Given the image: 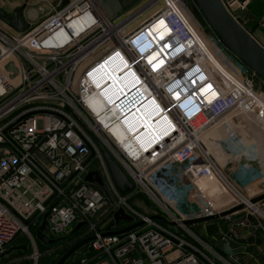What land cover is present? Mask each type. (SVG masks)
Returning a JSON list of instances; mask_svg holds the SVG:
<instances>
[{
  "label": "built area",
  "instance_id": "obj_1",
  "mask_svg": "<svg viewBox=\"0 0 264 264\" xmlns=\"http://www.w3.org/2000/svg\"><path fill=\"white\" fill-rule=\"evenodd\" d=\"M147 1L112 20L95 0H71L22 33L0 28V264L9 252L25 246L38 261L37 232L45 222L49 240L86 226L71 248L94 236L84 246L92 250L81 252L72 264H244L238 255L220 252L187 222L241 205L264 216L251 203L257 196L248 194L226 168L230 157H243L242 169L264 165V124L259 120L264 119V86L259 89L255 81L261 80L218 38H211L240 76L230 71L171 0L141 28L127 32L125 23ZM221 1L246 27L241 14L252 0ZM158 25L155 37L147 35L142 47L163 36L165 45L181 49L176 56L164 57L154 49L153 57H144L148 51L137 40ZM108 61L113 68L125 64L117 73L122 88L97 112L89 99L109 88L96 85ZM10 63L17 74L7 69ZM191 85L197 94L185 97ZM141 113L144 118L159 113L150 119L154 130L137 129ZM114 125L126 135L114 133ZM97 142L132 181L133 191L120 193ZM242 146L255 153L235 156ZM95 171L115 198L103 212L107 195L85 180ZM187 193L191 204L198 203L189 212L181 208ZM133 194L146 197L157 213L133 207ZM120 208L133 223L115 225ZM139 223L126 233L105 235ZM19 234L27 236L29 246L15 244ZM55 252L57 262L66 253Z\"/></svg>",
  "mask_w": 264,
  "mask_h": 264
},
{
  "label": "water",
  "instance_id": "obj_2",
  "mask_svg": "<svg viewBox=\"0 0 264 264\" xmlns=\"http://www.w3.org/2000/svg\"><path fill=\"white\" fill-rule=\"evenodd\" d=\"M30 1L31 0H25V2L21 6L16 8L12 13H8L3 8H1L0 21L16 33H22L26 31L29 28V24L25 19L24 10L26 9ZM95 1L107 17L111 18L112 20H116L134 10L144 0ZM68 2L69 0H64L63 5H67ZM193 2L198 11L200 12L201 16L209 26L210 30L218 38L221 45L261 80L259 85V89H261V84L264 83V47L261 46L258 41L251 35V29L249 27H243L240 20L237 21L236 19H234V17L227 11L221 0H193ZM181 9L197 27V22L195 21L193 14L189 10V8H187L185 5H181ZM245 15L246 11H243L241 17H245ZM198 31L203 41L206 43L207 46L212 48L213 52L221 60V62L236 76H240V72L233 65H231L227 58L221 55L218 49L214 46L211 41V38H209L210 36L205 33V31L201 27H198ZM7 69H12L14 70L15 74H17V70L14 68L12 63L7 66ZM259 120L261 123L264 124V119L259 118ZM97 144L103 154L105 163L108 167L111 177L120 193L125 195L133 191L134 185L129 179V177L112 158L109 151H107L106 148L100 142H97ZM85 180L100 187L107 195L109 199V204L102 209V212L105 211L111 204L115 203V198L109 192L108 187L103 181V178L99 172L95 171L88 173ZM262 200H264V194L253 198L251 200V203L258 204ZM245 207V205H241L221 215L190 220L187 222V224L193 225L208 220L218 219L220 217L237 212L238 210H242ZM156 218L163 222L165 221V219L161 217ZM114 220L115 225H118L120 221H125L128 224L134 222V218L127 214L123 208H120L115 213ZM139 225H141V223L131 225L130 227L120 231L105 233V235L123 234L130 230H133ZM46 226V222L43 223L42 227L37 232V238L44 244L49 245L52 241H50L44 234ZM81 227L82 223H80L76 227V230H79ZM93 239L94 236L77 243L69 251H67L56 264H72L73 259L81 257V252H87L88 250H92L91 247L85 248L84 246L91 242ZM216 248L227 256L238 255L244 250L242 248H231L226 239H222L221 241H219L216 244ZM23 249H26V247H23ZM80 249L81 251H79ZM73 254L75 255L72 256Z\"/></svg>",
  "mask_w": 264,
  "mask_h": 264
},
{
  "label": "rangeland",
  "instance_id": "obj_3",
  "mask_svg": "<svg viewBox=\"0 0 264 264\" xmlns=\"http://www.w3.org/2000/svg\"><path fill=\"white\" fill-rule=\"evenodd\" d=\"M169 1V0H168ZM173 3L177 4L178 10H180L181 14L185 18V13L181 9V5H185L189 10L192 12L193 17L195 21L197 22V27L193 22L188 18V24L191 26V28L196 32V34L202 39L200 36V33L198 31V27H201L205 33H207L210 38H215L216 35L210 30L209 26L201 16L200 12L196 8L193 0H171ZM144 2V1H143ZM143 2H141L139 5H141ZM155 2V1H154ZM150 3L145 4L142 9ZM138 5V6H139ZM167 6L166 0H159L153 3L151 6H147L142 13L138 14L135 18L130 19L127 23H125L127 32H133L139 28H141L143 25L146 24L148 19L153 16L156 13H159L162 11L164 7ZM149 7V8H148ZM141 11V10H140ZM139 11V12H140ZM133 10L129 13H132ZM127 13V14H129ZM247 14L248 18L244 22V26L249 27L251 29V35L258 41V43L264 47V0H252L250 1L248 7H247ZM1 29H6L4 26L0 25ZM6 31V30H5ZM217 38V37H216ZM256 83L260 84L261 81L258 79L255 81ZM261 86H264L262 83ZM42 164L47 165V162H43ZM93 168L95 170L99 169V164L95 163L93 165ZM134 195V194H133ZM129 203L137 208L139 211L153 215L156 214V208L154 205L143 195H134L132 196L131 201ZM258 206L260 207V210L264 212L262 206H260V203H258ZM198 208V203L190 204L187 199H184V201L181 203V208L185 212H189L190 208ZM239 222L241 225L240 227H245L246 232L241 231V233H237L234 230H229L230 226L228 224ZM122 226V225H121ZM87 227L85 226L83 229L79 231V233L84 232ZM227 228V232H226ZM195 231L198 233L199 236L207 240V242L213 243L214 240H217L220 236L228 235L229 237H233L237 240L238 237L242 242L247 243V239L249 237H252L255 235L256 238H260V244H264V216L261 212H252L250 210H246L245 208L242 210H238V213L231 215V217H220L218 219L214 220H208L201 222L194 227ZM74 230V229H73ZM72 230V232H73ZM36 233V231H33ZM223 232V233H222ZM218 233L216 237L211 236V234ZM76 234H70L67 237L57 238V239H50L52 241L57 240L56 244L59 246L55 248L62 247H68L75 239ZM36 237V235H35ZM37 244L39 247V251L41 253V256L38 258V261L35 260L36 257H34V250H32L30 247L17 251H11L9 255L3 260L2 264H52L54 260L57 258V253L55 250H50L49 246H46L42 242H40L38 239ZM15 244H22V245H28L29 241L26 235L19 234L17 239L15 240ZM238 245L240 243H237ZM14 247V246H13ZM57 249V250H58ZM59 255V254H58ZM259 260V258H256ZM261 259V258H260ZM79 259L75 261L78 262Z\"/></svg>",
  "mask_w": 264,
  "mask_h": 264
},
{
  "label": "crops",
  "instance_id": "obj_4",
  "mask_svg": "<svg viewBox=\"0 0 264 264\" xmlns=\"http://www.w3.org/2000/svg\"><path fill=\"white\" fill-rule=\"evenodd\" d=\"M63 1L64 0H31L28 3L26 9L24 10L25 19L27 23L29 24V26L37 25L41 21L47 19L49 16L53 14L55 10H57L61 6H64ZM24 2L25 0H0V9L3 8L8 13H12L16 8L21 6ZM153 3H151V5ZM0 25L4 26L6 28L5 29L6 32H8L9 34L16 33L12 29L4 25L1 21H0ZM111 75H114V74L111 73ZM109 77L110 76L106 75L105 79H108ZM216 153L219 157H221L220 159L224 158L223 156L224 154L222 155L218 151H216ZM245 153L247 155L248 154L253 155L255 152L250 147L244 148L242 146L241 148L238 149L237 153H235V156H237L238 154L243 156ZM230 158L231 159H228L226 161L227 163L226 168L229 170V172L234 174V176L237 178V181L240 183L243 189L248 194L255 195V196H260L264 194V165L255 163L253 165L250 164L249 166L248 164L247 166L249 167H247L246 169H242L240 165L245 163L243 157H240L238 159H236L235 157H230ZM138 195H141V194H138ZM132 196L130 198V201L132 199ZM188 197H191V196H188V193L184 194L182 202L184 201V199H187V201L191 204L192 203L190 202L191 198H188ZM260 206H262L264 210V200L260 202ZM240 225L241 224L239 222L230 223L228 224V226H230L229 230L230 229L234 230L237 233L238 232L241 233V231L246 232V229H244L245 227H240ZM226 232H227V228H226ZM217 234L218 233H214V234H211V236L216 237ZM224 238L227 239L231 248L244 249L242 253L238 254V256L242 259V262L244 264H264V244H260L259 242L260 238H256L254 235L252 237H249L247 239V243H245V242H242V240H240L239 237H238L239 240H237L225 234V236H220L217 240H214L213 244H215L216 246V244ZM237 243H240V244L238 245ZM256 258H259V260H257Z\"/></svg>",
  "mask_w": 264,
  "mask_h": 264
},
{
  "label": "bare ground",
  "instance_id": "obj_5",
  "mask_svg": "<svg viewBox=\"0 0 264 264\" xmlns=\"http://www.w3.org/2000/svg\"><path fill=\"white\" fill-rule=\"evenodd\" d=\"M147 3H150V4H148V5H146L140 12H138L136 15H133L130 19H132V18H134V17H136L138 14H140V13H142L144 10H145V8L147 7V6H150L151 5V3H153V1H147ZM146 3V4H147ZM180 17L182 16L183 18H184V16L180 13V11H179V13H177ZM182 18V19H183ZM185 21H187L188 22V18L185 16ZM189 23V22H188ZM162 24V23H161ZM152 25V24H151ZM151 25H149V26H151ZM148 26V27H149ZM159 26L160 25H158V26H156V27H154L153 29H151V30H149L148 32H147V34H145V35H143L142 37H140V38H138V40H137V43L140 45V47H142V45L144 44V43H146L147 41L145 40V39H147V35L149 36V38H150V36L153 38V37H155V32H157L158 31V29L157 28H159ZM187 26H188V24H187ZM190 28H191V26H190ZM192 29V28H191ZM193 30V29H192ZM194 31V30H193ZM160 32V31H159ZM141 32H139L137 35H139ZM195 34H196V32H195ZM136 35V36H137ZM167 40L168 39H165V38H163V36L162 37H160V38H157L155 41H154V43L153 42H149L148 41V43L146 44V45H144L143 47H142V49H144V51L143 52H146V51H148L145 55H144V57L145 56H148L149 54L150 55H152V57L154 56V54H156L157 53V51H155V53H153V54H151L152 52H153V50L155 49V50H160L161 51V53H162V55H164V57H167L168 55H174V56H176V54H178L179 53V51H181V49L180 48H171V46H167V45H165V43L167 42ZM137 44V45H138ZM172 44V43H171ZM153 47V49L152 50H150L151 48ZM168 48H170V51H168L169 49ZM150 50V51H149ZM170 53V54H169ZM141 55V54H140ZM149 55V56H150ZM166 55V56H165ZM171 55H170V57H171ZM106 66H108V67H106ZM118 66V65H117ZM114 66V68H113V63H111V61H108V62H106L105 64H103V66H102V75L100 76V79L98 80V82L96 83V85L99 87V86H101L102 88H104V87H106V86H109V88L106 90V91H104V92H102L101 93V91L99 90V92H100V94H99V92H97V94H93V95H91V98L89 99L90 100V105H91V107L94 109V110H96L97 112L98 111H102V110H104V109H106L108 106H109V104H110V101L113 99H115V89H120V88H122L121 86H122V83H121V81L119 80V76H118V71L120 70H122L123 68H125V64L123 65V63L120 65V66ZM162 68V67H161ZM126 70V69H125ZM125 70H123V71H125ZM122 71V72H123ZM113 73L114 75H111V73ZM121 74V73H120ZM106 75H108V76H110L108 79H105V77H106ZM100 82V83H99ZM135 83H136V81H135ZM101 89V88H100ZM127 92V90L126 89H122V93H126ZM185 93H186V95H185V97H187L189 94L191 95V96H193L194 95V93H196L197 94V90L194 88V85H191L189 88H187V90L185 91ZM118 95V94H117ZM158 114L159 113H157V114H155L154 116H152V117H155V119L157 118V117H159L158 116ZM108 115H109V120H111L114 116H115V110L113 109V110H111L109 113H108ZM145 117V114H143V113H141V116H140V124H138V128L137 129H139V130H142L143 128H145V130H154V128H153V123L150 121V119L152 118V117H146V118H144ZM135 127H133L132 129H134ZM112 131L115 133V131H117V132H121L123 135H126V130L122 127V126H120V125H118V126H116V125H114L113 127H112Z\"/></svg>",
  "mask_w": 264,
  "mask_h": 264
},
{
  "label": "trees",
  "instance_id": "obj_6",
  "mask_svg": "<svg viewBox=\"0 0 264 264\" xmlns=\"http://www.w3.org/2000/svg\"><path fill=\"white\" fill-rule=\"evenodd\" d=\"M245 20H247V18H248V14L246 13V15H245ZM197 224H199V223H197ZM197 224H193V225H191V227L193 228V230L195 231V229H194V227H195V225H197ZM196 232V231H195ZM73 234H76L75 235V238H77L78 236H80V235H82L83 234V232H81V233H79V231H74L73 232ZM204 239V238H203ZM205 240V239H204ZM40 241V240H39ZM207 241V240H206ZM40 242H42V241H40ZM56 240L55 241H52L48 246L50 247V249H54V250H56L57 252H60V254H64L69 248H71V245H74L76 242H77V240L74 242H72L68 247H60L59 249L58 248H55V247H58L59 246V244L57 245L56 244ZM16 243V242H15ZM43 243V242H42ZM210 244H212L213 246H215V244H213V243H211V242H209ZM44 244V243H43ZM26 247V246H25ZM216 247V246H215ZM28 248V247H27ZM58 249V250H57ZM20 250H23V247H17V251H20ZM57 260H58V258H56L55 260H54V262L52 263V264H56V262H57Z\"/></svg>",
  "mask_w": 264,
  "mask_h": 264
},
{
  "label": "snow or ice",
  "instance_id": "obj_7",
  "mask_svg": "<svg viewBox=\"0 0 264 264\" xmlns=\"http://www.w3.org/2000/svg\"><path fill=\"white\" fill-rule=\"evenodd\" d=\"M161 23L163 24V21H161ZM151 62V61H150ZM209 88L211 87L210 85L208 86ZM178 98V97H177Z\"/></svg>",
  "mask_w": 264,
  "mask_h": 264
},
{
  "label": "flooded vegetation",
  "instance_id": "obj_8",
  "mask_svg": "<svg viewBox=\"0 0 264 264\" xmlns=\"http://www.w3.org/2000/svg\"><path fill=\"white\" fill-rule=\"evenodd\" d=\"M10 253V252H9ZM24 264H28L27 262L26 263H24Z\"/></svg>",
  "mask_w": 264,
  "mask_h": 264
}]
</instances>
